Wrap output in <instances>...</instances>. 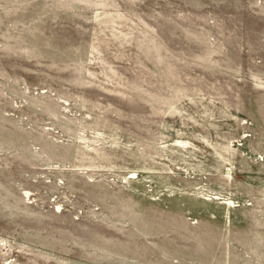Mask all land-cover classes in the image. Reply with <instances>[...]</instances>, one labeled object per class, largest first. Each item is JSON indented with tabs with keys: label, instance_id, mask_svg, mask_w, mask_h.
Listing matches in <instances>:
<instances>
[{
	"label": "rangeland",
	"instance_id": "rangeland-1",
	"mask_svg": "<svg viewBox=\"0 0 264 264\" xmlns=\"http://www.w3.org/2000/svg\"><path fill=\"white\" fill-rule=\"evenodd\" d=\"M0 264H264V0H0Z\"/></svg>",
	"mask_w": 264,
	"mask_h": 264
},
{
	"label": "bare ground",
	"instance_id": "bare-ground-1",
	"mask_svg": "<svg viewBox=\"0 0 264 264\" xmlns=\"http://www.w3.org/2000/svg\"><path fill=\"white\" fill-rule=\"evenodd\" d=\"M248 138H249V137H248ZM228 173H229V172H228ZM230 173H231V171H230ZM134 174H135V173H134ZM134 174H133V176L136 178L137 176H136V174H135V175H134ZM230 203H231V202H230Z\"/></svg>",
	"mask_w": 264,
	"mask_h": 264
}]
</instances>
